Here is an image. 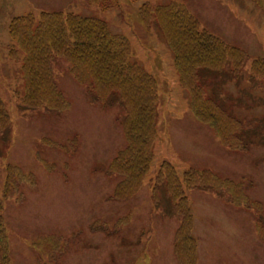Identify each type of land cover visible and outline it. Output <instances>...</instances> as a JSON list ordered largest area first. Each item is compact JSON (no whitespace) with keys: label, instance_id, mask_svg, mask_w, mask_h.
Masks as SVG:
<instances>
[{"label":"rangeland","instance_id":"obj_1","mask_svg":"<svg viewBox=\"0 0 264 264\" xmlns=\"http://www.w3.org/2000/svg\"><path fill=\"white\" fill-rule=\"evenodd\" d=\"M118 1V8L101 11L88 0H0V97L11 121L0 140V192L6 165L35 179L22 186L21 203H4L10 264H177L173 240L179 222L172 203L161 185L158 200L151 197L162 163L180 176L187 169L207 170L243 181L248 200L260 205V210L238 208L224 192L187 191L199 264H264V231L256 223L259 218L264 228V87L249 79L251 61L264 59V0ZM170 2L183 5L202 29L248 55L240 76L224 69L209 73L205 85L206 94L252 133L248 151L227 149L195 118L162 34L152 26L144 28L142 6ZM57 11L107 23L129 41L135 62L157 82L154 158L143 188L125 202L114 199L117 177L107 173L109 162L125 146L120 104L95 102L65 67L55 74L71 105L67 113L27 110L14 97L23 91V78L20 65L7 55L9 23L28 13ZM51 238L67 250L55 260L35 246Z\"/></svg>","mask_w":264,"mask_h":264},{"label":"trees","instance_id":"obj_2","mask_svg":"<svg viewBox=\"0 0 264 264\" xmlns=\"http://www.w3.org/2000/svg\"><path fill=\"white\" fill-rule=\"evenodd\" d=\"M88 1L101 11L119 7L118 0ZM139 16L146 30L152 26L162 34L195 118L209 126L229 150H249L254 143L247 137L251 138L252 133L205 90L209 73L228 69L237 78L249 61L248 55L202 29L181 4L171 2L155 7L145 4ZM8 37V58L20 65L23 78V91L14 97L24 109L58 115L70 110L71 105L56 80L55 69L58 72L62 67L98 104L121 105L124 114L120 125L125 146L111 160L107 173L118 179L114 199L130 200L144 184L154 158L159 88L152 75L135 62L129 41L112 33L98 18L59 11L13 18ZM249 74L250 80L264 87V59L251 61ZM10 125V116L0 97V140L5 139ZM4 174L0 192V264H10L4 203L9 200L21 203L22 186L27 182L34 184L35 179L11 165L4 167ZM159 185L172 203L179 222L173 240V254L178 264H198V243L193 235L194 218L187 191L212 190L219 196L224 192L234 206L245 209L254 206L253 209L260 210V205L249 201L244 194L243 181L221 180L209 172L185 171L180 176L170 164L162 163L153 179L154 201L158 200L155 194ZM256 223L262 233L264 228L259 218ZM53 240L47 239L35 246L55 260L67 250L56 239L53 244Z\"/></svg>","mask_w":264,"mask_h":264}]
</instances>
